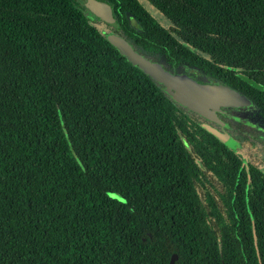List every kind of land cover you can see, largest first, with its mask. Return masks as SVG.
<instances>
[{
	"label": "trees",
	"instance_id": "1",
	"mask_svg": "<svg viewBox=\"0 0 264 264\" xmlns=\"http://www.w3.org/2000/svg\"><path fill=\"white\" fill-rule=\"evenodd\" d=\"M88 1L0 0V264H264V0ZM115 36L251 106L193 113Z\"/></svg>",
	"mask_w": 264,
	"mask_h": 264
},
{
	"label": "water",
	"instance_id": "2",
	"mask_svg": "<svg viewBox=\"0 0 264 264\" xmlns=\"http://www.w3.org/2000/svg\"><path fill=\"white\" fill-rule=\"evenodd\" d=\"M90 1L100 3L95 0ZM111 43L131 64L136 65L144 74L163 85L166 93L173 101L211 122H220L216 116V112L220 108H246L251 106V102L244 95L225 84H202L196 82L187 74L173 75L169 73L159 63L152 62L137 53L120 36L112 37ZM213 133L223 144L227 146L235 145V140L228 133L218 130H214ZM246 201L248 202V197H246ZM252 226L255 245H257L253 222ZM171 264H173V261H171Z\"/></svg>",
	"mask_w": 264,
	"mask_h": 264
},
{
	"label": "rangeland",
	"instance_id": "3",
	"mask_svg": "<svg viewBox=\"0 0 264 264\" xmlns=\"http://www.w3.org/2000/svg\"><path fill=\"white\" fill-rule=\"evenodd\" d=\"M141 2L148 8V10L153 14V16L163 26L167 27L170 25L168 20L166 18H164L158 11L151 8L144 0H141ZM86 9L87 10H84V11H85L88 19L98 20L99 22H101V24H103V26L114 25L113 15H112L111 10L108 6H106V5L102 6L100 3L97 4V3H93L91 1H88ZM103 26L101 25L100 27L103 28Z\"/></svg>",
	"mask_w": 264,
	"mask_h": 264
},
{
	"label": "flooded vegetation",
	"instance_id": "4",
	"mask_svg": "<svg viewBox=\"0 0 264 264\" xmlns=\"http://www.w3.org/2000/svg\"><path fill=\"white\" fill-rule=\"evenodd\" d=\"M255 127V126H254ZM233 128V124H230V126H226L225 129L221 130L220 132H226L228 133L236 142V140H239V143L244 141V138L240 135V132H236L234 134H231V130ZM251 128V127H250ZM257 129V128H256ZM258 135L261 139V141L264 142V128L263 129H257ZM234 135V136H233ZM252 153L257 156L258 154L256 152ZM258 157V156H257ZM259 162L261 163V167L264 169V155H261V157L259 158Z\"/></svg>",
	"mask_w": 264,
	"mask_h": 264
}]
</instances>
